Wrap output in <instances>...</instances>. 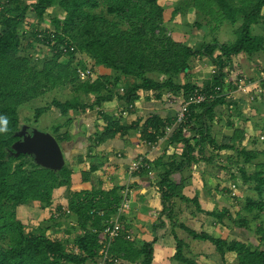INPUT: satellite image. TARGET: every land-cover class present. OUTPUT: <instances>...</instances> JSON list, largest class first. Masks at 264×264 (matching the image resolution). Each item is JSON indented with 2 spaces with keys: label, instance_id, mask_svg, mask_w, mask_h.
Here are the masks:
<instances>
[{
  "label": "trees",
  "instance_id": "obj_1",
  "mask_svg": "<svg viewBox=\"0 0 264 264\" xmlns=\"http://www.w3.org/2000/svg\"><path fill=\"white\" fill-rule=\"evenodd\" d=\"M160 0H36L23 4L22 0H0V117L5 118L8 131L0 133V264H98L99 252L105 247L107 239L103 229L107 221L118 215L123 201L120 186L108 190L92 188L78 190L67 201L66 210L75 217L76 223L63 233L71 238L51 239L46 231L60 232L57 218L67 216L62 212L64 206L55 201L57 191H68L72 185L71 165L65 164L58 172L37 165L26 153H18L12 145L21 138L18 109L36 96L55 88H70L71 97L65 100L52 99L44 106L34 110L33 123L49 109L54 108L64 117L63 124L51 127L52 136L60 148L70 141L68 130L71 125L70 112L84 114L95 111L102 125L95 124V131L89 136L88 151L116 138H126L137 132L140 140L151 145L164 136L166 127L174 125V119L151 115L142 125L140 121L122 124L121 119L134 113V104L139 94L146 93L147 100H161L165 94L170 99L181 102L193 91L212 92L215 96L199 105L188 108L186 122L173 129L164 143V151L172 147L173 153L163 162L164 155L154 161L146 160L158 172L151 177L150 184L156 185L160 193L162 209L152 226V240L138 242L124 226L122 213L119 215L120 232L108 246L111 259H119V264H152L157 232L170 230L169 237L174 243L172 260L178 264H200L196 257L184 254L187 244L179 239L175 229L186 232L192 239L208 243L212 252L218 255L222 264L226 255H233L235 264H264V227H255L259 239L257 246L228 236H215L210 232L200 233L176 223L173 215V201L193 203L198 213L211 218L212 225L217 222L225 225L224 219L247 227L249 218L260 219L254 210L263 209L264 171L254 162L264 159V141L258 136L245 135V126L251 122L241 98H228L234 91L228 79L229 72L236 68L234 60L240 56L252 57L262 52L264 55V35L253 33V27L264 21V0H191L192 7L199 11L216 28L222 24L236 26L234 40L219 42L213 38L190 47L167 35L164 23V8ZM105 12H95L100 6ZM49 9L60 14L51 19L52 28L41 27ZM181 10L177 7L174 14ZM34 16L35 24L29 39L22 42L18 30L28 16ZM38 45L48 51V58L37 70L28 65L33 59L19 55L24 49ZM76 54L86 56L85 63L73 65ZM206 59L212 66L209 80L200 87L193 85L186 74L192 60ZM80 68H77V67ZM34 67V68H32ZM77 69H89L94 75L80 81ZM104 69L108 74H99ZM113 72L111 76L109 73ZM186 81L179 82L180 76ZM238 77L234 80L237 83ZM226 80H229L226 81ZM264 89V82H261ZM122 88V92L119 89ZM219 90L215 92L214 89ZM91 98L90 102H84ZM118 102L120 109L115 115L108 105ZM229 112H234L242 124L233 122ZM226 114L225 127L228 132L218 139L213 126L222 122ZM255 125V124H254ZM263 140V139H262ZM91 142V143H90ZM94 150V149H93ZM206 152L211 155L207 158ZM233 152L225 158L232 166L221 167L225 174L234 180L235 189L242 185L252 186L257 200L246 198L243 218L239 215L233 220L226 209L221 211L203 210L196 197L187 198L183 194L184 179L176 181L175 174L191 172L199 163L211 165L222 153ZM83 155L77 162L81 163ZM254 167L249 173L248 165ZM96 167L89 172H80V181L85 182ZM143 176L147 175L141 169ZM239 180L241 182H239ZM231 185V186H232ZM130 188L133 185L129 186ZM231 189V188H230ZM229 189V192L232 190ZM235 199L237 198L234 196ZM34 204V205H32ZM54 206V212L43 225L25 232L27 221L24 213L40 212ZM68 214V215H69ZM213 229V228H212ZM211 229V230H212ZM71 246V247H70ZM112 264V262H106Z\"/></svg>",
  "mask_w": 264,
  "mask_h": 264
},
{
  "label": "rangeland",
  "instance_id": "obj_2",
  "mask_svg": "<svg viewBox=\"0 0 264 264\" xmlns=\"http://www.w3.org/2000/svg\"><path fill=\"white\" fill-rule=\"evenodd\" d=\"M36 0H22L23 4H28L30 2H33ZM160 6L164 8V23L165 28L167 29V35L168 37L172 39H176L178 41H181L182 43L190 46L195 47L198 44L206 41H210L213 38L217 39L219 42H226L234 40L235 36V30L236 26H232L229 24H222L221 27L216 28L214 23L210 24L207 22V19L197 10H195L191 5V0H160L159 1ZM180 7L181 10L177 13H173L174 10ZM103 10V11H102ZM105 12V7L100 6L98 9H96L95 12ZM54 16L61 17V14L56 9H49L47 13L45 14L43 18V22L40 24L41 27H49L52 28L51 25V19ZM62 18V17H61ZM35 20L34 16H28V18L24 21L23 25L19 28L18 33L19 35H23L24 31L26 33V37L22 38V42L29 39L31 35L32 29L35 27ZM253 33L255 34H261L264 35V21H262L259 25L253 27ZM38 46V45H37ZM36 45H33L31 48L24 49V52H22L19 56L20 57H26L27 60L33 59L28 65L36 64L34 65L37 67V70L41 69L42 63L45 60V58H48V51L45 48H39ZM75 61H73L72 66L77 65V63L82 62L85 63L87 61V58L83 54H76L75 55ZM191 68L189 71L186 72V74L189 76V80L193 85L201 86L203 83L209 80V77L212 72V66L208 63L206 59L201 60H192ZM234 64L236 65L235 70L233 73L228 74V79H232L233 81L238 77V79H255L258 77L259 73L264 72V55L262 52L256 53L252 57H245L240 56L238 59L234 60ZM73 66V67H74ZM34 68V67H32ZM77 68H80L79 66ZM111 76L114 75L113 72L109 73ZM96 76V75H94ZM237 79V80H238ZM186 81V77L181 75L179 78V82L183 83ZM233 92V91H232ZM70 88H55L49 92H45L44 94H41L39 96H36L32 100L24 103L21 105L18 109V116L20 119L21 126L27 127V130L31 131L33 129L40 131L42 133H48L52 135L51 127L55 124H63L64 120H66L64 117H62L58 110L51 108L47 112H45L36 123H33V115L34 110L37 107L44 106L46 103L50 102L52 99H59V100H65L67 98H70ZM241 98V97H240ZM91 98H86L84 102H90ZM168 100L169 103L173 102V99H170L168 97V94H165L162 96L161 101ZM246 102V101H245ZM177 103V101H176ZM175 104V108L177 107ZM246 109L248 110L246 112V115L248 118L251 116V122L246 124V134L247 135H255L258 137H263L264 141V104L262 105H256L250 106L249 102L247 101ZM154 105H158L159 103H153ZM110 113H113L115 115V111L108 109ZM87 116L84 114H77L70 112L69 116L73 118V121L71 125L66 129L65 127L61 128L60 132H64L68 130L69 135L71 136V140L75 141L76 138L78 140L79 133L86 131L88 134V128L86 124L88 125L91 123V118H88V115L93 116L91 111L85 112ZM231 115V120L235 123L238 120L241 121L237 117V115L234 112H229ZM223 115V114H222ZM227 115L224 114L222 117V122H219V124H216L213 126V132L215 136H217L219 139L221 138L222 134H225L229 131L228 128L225 127L226 121H227ZM100 120V119H99ZM85 123V124H84ZM255 124V125H254ZM80 125V126H79ZM239 127L242 126L241 123L237 124ZM84 126V129L81 128ZM83 129V130H82ZM86 134V135H87ZM78 135V136H76ZM72 144V143H70ZM65 146V145H63ZM75 146V145H74ZM66 147V146H65ZM75 147L72 148V152L64 151V162L67 165H74L75 161ZM77 151V150H76ZM234 155L233 152H225L220 154L218 157H216L215 162L211 165H205L204 163H201V167H197L192 169V173L190 174V179L188 176L185 178V176H182L179 178V174L174 175V179L178 182L180 179H184V189L183 194L187 198L191 199L196 197L198 200V203L203 209L210 210V211H221L223 209H226L229 212L230 217L233 220H236L239 215L243 218V215L245 214L243 211V207L245 205V201L247 197L252 198L253 200H257L258 198L255 196L254 192L252 191V186L250 185H242L239 186L236 189H230L231 185L234 183V180L229 177V174H225V171L222 170L221 167L229 168L227 166H232L231 163L225 162V158L229 155ZM211 155L210 152H206V157L208 158ZM88 160V159H87ZM86 160V161H87ZM257 165L264 164V159L260 158L259 160H256L254 162ZM248 171L249 173L253 172L254 167L252 165H248ZM261 170L264 171V165L261 167ZM154 175V174H153ZM153 175H146L144 176V182L145 184H148V180L151 179ZM91 176V173L89 174ZM88 176V178H89ZM99 175L98 177H100ZM155 176V175H154ZM154 176L152 178H154ZM94 177V176H93ZM97 178V177H96ZM94 177V183L96 180ZM78 178L74 177L72 181V185L69 188L68 191L61 190L57 191L55 193V201L59 202L64 208H67V201H69L70 196L76 191H78V188H75L73 185H75L78 182ZM99 180V179H98ZM105 184V188H108V183L110 182L108 180V176L103 179H101ZM80 181V180H79ZM239 182H241L239 180ZM186 183V184H185ZM128 185V184H127ZM132 185V184H131ZM130 185V186H131ZM129 186V185H128ZM153 190L157 194V198L160 200V193L156 188V185H154ZM103 185H97L95 184L94 188H102ZM121 187V186H120ZM229 189L231 190L229 192ZM82 190V189H80ZM122 190H126L125 187ZM233 191V195H232ZM123 196V194H122ZM236 196L237 198L235 199ZM161 204V200L159 201ZM264 204V200H263ZM34 205V204H32ZM147 209L146 211L149 212L150 218L153 216H158V210L155 209L154 205H149V203L145 204ZM136 209H139V206L137 204L135 205ZM128 209V208H127ZM37 209L36 211H33L32 213H24L25 216L22 217L24 221H27V225L24 229L25 232L31 231L36 229V227H39L41 225H45L44 223L49 220V218L54 213V206L50 208H46L45 210H41L40 212ZM195 210V206L193 203H185L181 202L178 199L174 200L173 203V215L175 218L176 223H184L187 227L194 230L197 233L207 231L212 233L215 236H228L231 238L238 239L240 241H243L247 244H250L252 246H257L259 244V239L257 235H255V227L261 224V227H264V205L262 210H254V214L257 213L260 216V219L258 220H251V217L249 218V223L246 227H241L240 225L236 223H231L228 221L227 218L224 219L225 225H219L217 222H215L214 225L211 223V218L208 216H205L204 214H198V212ZM147 213V212H144ZM197 214V216H196ZM57 222L60 224L58 227L60 232H57L54 229H50L46 231V235L49 236L51 239H61L62 241L65 240V238H71L72 235L67 236L63 233V231L73 228L74 224L76 223L75 217L71 214L67 216H62L61 218H57ZM147 224H144L142 227V230L146 228ZM213 228V229H212ZM137 229V228H136ZM141 229V228H140ZM212 229V230H211ZM138 231H141L137 229ZM130 231L132 229L128 230ZM136 236L138 242L142 240H151V236L149 234L144 235L141 232L136 233V230L133 231ZM177 235L179 238H181L184 242L187 243V248L184 250V254L187 256H190L192 258L196 257V260L200 262V264H222L221 259L218 255L213 254L212 248L208 243L192 240L186 232L180 229H176ZM67 236V237H66ZM133 237V235H131ZM71 247V246H70ZM173 254V252H157L156 253V264H167L168 258ZM195 256V257H193ZM225 261L227 264H235V258L233 255H226ZM155 262V259H154ZM169 263V262H168ZM172 264H176L174 261L170 262Z\"/></svg>",
  "mask_w": 264,
  "mask_h": 264
},
{
  "label": "crops",
  "instance_id": "obj_3",
  "mask_svg": "<svg viewBox=\"0 0 264 264\" xmlns=\"http://www.w3.org/2000/svg\"><path fill=\"white\" fill-rule=\"evenodd\" d=\"M104 73L108 74V72L104 69L99 70V74H104ZM258 77H259V75H258ZM250 80L251 79H246L244 81H250ZM231 97L233 99L241 97V100L243 102H245V101L247 102V96L245 94H242V93L236 91V90L231 92ZM160 101L161 100H147V94L146 93L139 94V100L137 102H135V104L133 106L134 113L131 115L124 116L121 119V123L127 125V124H130L132 122L140 121V125H142L143 122L145 121V119L150 117L151 115H158L160 118L166 117V118H170L171 120L174 119L176 111L178 110V107H179V102L177 101V103H176L175 100H173V102H171V103H169L168 100H165L162 102H160ZM155 102L159 103V104L154 105L153 103H155ZM174 103H176V106H177L176 108L174 107L175 106ZM250 106H252V105L250 104ZM255 107H256V105H255ZM118 108L120 109L119 104L116 101L113 104L108 105V107L106 109H110V110L113 109V111H116V109H118ZM90 114H92L93 116L88 115V118L92 117L91 123L89 125H88V123L86 124V126L88 128V134L86 133L87 132V129H86V131L79 133L80 136H79L78 140H77V138L75 141L70 139L69 142L63 143L62 148H61L62 153L65 150L68 152H72L71 150L74 147L77 150V151L75 150V152H76L75 157L76 158L74 161V165H71V169L73 172V178L76 177L80 180V177L78 176L80 172H89L90 166H94L97 168V170L94 173H91V176H89V178H87V181L82 182V181L78 180V182L73 186L75 188H78V189L80 188L82 190H87V191L94 188L95 184L103 185V187L101 188L102 190H108L115 185L116 186L118 185L121 187L124 186L125 189L127 190L125 198H126V201L128 203V209L123 210L122 214H121L124 217V219L122 221L123 225L129 227L128 229H132V231H130V232L135 238H137V236L133 232L134 230H136V233H140V232L142 233L143 232L142 234H144V235L149 234L152 238V236H153L152 226L157 221L159 213L162 209V205L159 203L160 200L157 198V194L153 190V187H155L154 184H150L152 182V179H150V178L146 179V180H148V184L147 183L145 184V182H144L145 180L143 178L144 176L141 175L140 173L139 174L138 173L130 174L128 172V166H129V163L131 161H133L135 158L140 157V156H144L149 161H154L158 157L164 155L163 162H165V160H167V158L173 153V148L169 147V148H167V150L165 152L164 151V149H165L164 143L165 142H163L157 148L152 149L150 147V145H147L140 140V138H139L140 135L137 132L136 134H133V135L128 136V137L123 138V139L122 138H116V139H113L111 141H107L102 145H98L96 147H93L94 150L92 149V150L88 151V147L90 144H89V139H87V138L89 136L93 135V133L95 131V128H94L95 124L98 126L102 125L101 120H98L96 118V112L95 111H91ZM84 115L87 116L86 113H84ZM249 117L251 118V116H249ZM81 128L84 129V126H82ZM245 135H246V133H245ZM76 136H78V135H76ZM70 143H72V144H70ZM63 145H65L66 147ZM79 155L84 156L81 163L77 162ZM198 165L199 166L196 165L198 168L201 167V163H199ZM196 166H193L192 169L196 168ZM157 172H158V170L155 167H152V173L150 174V176L157 173ZM191 173H192V171L190 173L184 172L181 175L185 176V178L188 176V178L190 179ZM99 175H101V176L98 177ZM175 175H177V174H175ZM181 175L179 174V178H181ZM93 176L95 178L97 177L96 178L97 181H95V183H94V177ZM107 176H108V180L110 182L108 183V188H105L104 186L106 183H104L101 179L104 180V178ZM173 178H174V175H173ZM127 184L129 186L132 184L133 187L130 188ZM157 190H158V188H157ZM121 192L124 193L125 190H122ZM146 203H149V205H154V207L156 206L155 209L158 210V212H157L158 216L157 217L153 216V218H155L154 220H152V217L150 218V216L148 215L149 212L146 211L147 209H149L148 207H146V205H145ZM173 203H174V201H173ZM136 204H137V206H139L138 210L135 207ZM203 210H206V209H203ZM144 212H147V213H144ZM198 214L201 215V213H198ZM196 216H197V214H196ZM144 224H147V225H146L145 230L144 229L142 230V227ZM182 224H184V223H182ZM136 228L141 230V231H138ZM176 229H175V231H176ZM169 232H170L169 229H167L166 231L164 230L161 232H159V231L157 232L158 239H157L156 244L154 245L155 262L153 259L152 264H156V253L158 251L159 252L163 251L165 253L166 252H171V253L173 252V254H174V243L171 240V238L169 237ZM176 234H177V232H176ZM179 239H181V238H179ZM151 240L140 239V241H143V242H149ZM186 249L188 250L189 247ZM173 254L168 258L169 263L166 262L167 264H172L170 262L173 261L172 260ZM196 261L198 263H200L198 260H196ZM176 264H178V263H176Z\"/></svg>",
  "mask_w": 264,
  "mask_h": 264
},
{
  "label": "built area",
  "instance_id": "obj_4",
  "mask_svg": "<svg viewBox=\"0 0 264 264\" xmlns=\"http://www.w3.org/2000/svg\"><path fill=\"white\" fill-rule=\"evenodd\" d=\"M78 79L80 81H85L88 78H93L94 74L89 70H81L77 69L76 71ZM231 74V72H229ZM231 81V85L236 86L235 90L245 94L247 96V101L251 105H262L264 104V89L261 87V82H264V72H261L259 74V77L256 79H251L250 81H244V80H239L237 83H235L233 80L229 79ZM229 80H226L229 82ZM215 92L218 91L219 89L216 88L214 89ZM119 92H122V88L119 89ZM215 95L212 92H203L200 90H195L193 91L185 100H182L179 102V107L178 110L176 111L175 114V119H174V125L170 127H166L164 136L161 137L157 142L154 144H151L150 147L152 149L157 148L160 144L166 141V139L170 136V134L173 132V129L179 125H182L186 122L187 119V114H188V108L191 105H199L211 98H213ZM170 97V95H168ZM228 98H231V92L227 94ZM260 139L262 140L263 137L261 136ZM147 158L144 156H140L135 158L133 161L129 163L128 166V172L130 174H134L139 172L141 169H145L147 171V174L150 175L152 173V168L151 165L146 161ZM231 189H235V186L232 185ZM126 192L125 190L123 194V201L120 205V208L118 210V215L115 217L111 218L108 220L106 223L107 225L103 229V235L107 239V242L105 243V247L100 250L99 255L100 259L98 261V264H106V262H112V264H119L120 261L119 259H111L108 256V246L111 243V241L119 236L120 232V222H119V215L122 213L123 210L128 208V203L126 201ZM232 191V195H233ZM62 212L66 215L69 214V211L66 210L65 208L62 209ZM53 215L57 217L59 215L58 212H54Z\"/></svg>",
  "mask_w": 264,
  "mask_h": 264
},
{
  "label": "water",
  "instance_id": "obj_5",
  "mask_svg": "<svg viewBox=\"0 0 264 264\" xmlns=\"http://www.w3.org/2000/svg\"><path fill=\"white\" fill-rule=\"evenodd\" d=\"M16 135L21 138L12 145L15 155L26 153L40 167L58 172L65 165L64 156L55 138L35 129L28 133L22 126Z\"/></svg>",
  "mask_w": 264,
  "mask_h": 264
},
{
  "label": "clouds",
  "instance_id": "obj_6",
  "mask_svg": "<svg viewBox=\"0 0 264 264\" xmlns=\"http://www.w3.org/2000/svg\"><path fill=\"white\" fill-rule=\"evenodd\" d=\"M7 123L8 121L5 118L0 117V133H6L8 131Z\"/></svg>",
  "mask_w": 264,
  "mask_h": 264
},
{
  "label": "flooded vegetation",
  "instance_id": "obj_7",
  "mask_svg": "<svg viewBox=\"0 0 264 264\" xmlns=\"http://www.w3.org/2000/svg\"><path fill=\"white\" fill-rule=\"evenodd\" d=\"M31 131L28 130V133H30Z\"/></svg>",
  "mask_w": 264,
  "mask_h": 264
}]
</instances>
